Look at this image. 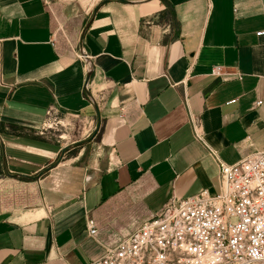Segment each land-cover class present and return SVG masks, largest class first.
<instances>
[{"label": "crops", "instance_id": "obj_1", "mask_svg": "<svg viewBox=\"0 0 264 264\" xmlns=\"http://www.w3.org/2000/svg\"><path fill=\"white\" fill-rule=\"evenodd\" d=\"M263 29L264 0H0V180L25 183L0 201V264H90L172 197L219 190L207 145L229 164L264 150ZM96 104L93 151L31 178L66 145L47 116L88 133Z\"/></svg>", "mask_w": 264, "mask_h": 264}, {"label": "built area", "instance_id": "obj_2", "mask_svg": "<svg viewBox=\"0 0 264 264\" xmlns=\"http://www.w3.org/2000/svg\"><path fill=\"white\" fill-rule=\"evenodd\" d=\"M211 72L227 74L222 65ZM191 121L195 138L207 145L202 120ZM207 147L219 167V190L172 197L90 264H264V150L229 164ZM89 230L97 232L93 224Z\"/></svg>", "mask_w": 264, "mask_h": 264}, {"label": "rangeland", "instance_id": "obj_3", "mask_svg": "<svg viewBox=\"0 0 264 264\" xmlns=\"http://www.w3.org/2000/svg\"><path fill=\"white\" fill-rule=\"evenodd\" d=\"M64 26V25H63ZM65 28V29H64ZM64 32L60 30V38L64 41V43L69 46L72 45L73 47L78 45V33L81 29L80 24H73L71 27V30L67 27H64ZM75 29V30H74ZM89 121L85 119L83 116H76V115H70V114H64L60 111L52 112L49 114L45 120L44 124V135L48 137L50 140L56 142L57 145L62 146L65 144H72L75 141H79L82 139H86L90 137L94 131V126L90 129L88 133H83V129L86 127V125H89ZM66 137V138H65ZM98 137L92 139L90 143H86L83 146H76L72 147L67 153L66 156H72L73 154H76L80 151L87 152L85 158L89 155L91 150L93 151V148L95 144L93 143L96 141ZM66 159H63V161ZM1 167V166H0ZM1 179V177H0ZM8 182H2L0 180V201H8L7 205L12 204L16 200H21L23 193L25 192V188H23L25 185L24 182H19L18 180H7ZM22 187V188H21ZM19 188L23 189L21 190L22 194H19L17 198L15 196H11V192L15 193L16 190ZM24 198H22L23 200Z\"/></svg>", "mask_w": 264, "mask_h": 264}, {"label": "water", "instance_id": "obj_4", "mask_svg": "<svg viewBox=\"0 0 264 264\" xmlns=\"http://www.w3.org/2000/svg\"><path fill=\"white\" fill-rule=\"evenodd\" d=\"M125 1H129V0H125ZM87 28L88 27H86V29ZM83 35H84V33L82 34V38H83ZM90 77H91V73H88L87 79H86V86L88 85V82H89ZM86 89H87V87H86ZM96 109H97V125H96L95 130L92 133V135L90 137L86 138V139H82V140H79V141H75L72 144H66L61 149L60 155H59L58 159L55 162H53L49 166L43 168L38 175L30 176L31 178H33V179L39 178L41 175H43L44 173H46L47 171H49L51 168L57 166L61 162L62 158L65 155V152L68 149H70L72 147H76V146H81V145L87 143L88 141L92 140L95 137V135L98 133V131H99L100 127H101V122H102L101 113H100V109H99L98 104H96ZM15 176H18V175H15ZM27 177H29V176H27Z\"/></svg>", "mask_w": 264, "mask_h": 264}, {"label": "trees", "instance_id": "obj_5", "mask_svg": "<svg viewBox=\"0 0 264 264\" xmlns=\"http://www.w3.org/2000/svg\"><path fill=\"white\" fill-rule=\"evenodd\" d=\"M86 154H87V152H85V154L83 155V157H82L83 159L85 158Z\"/></svg>", "mask_w": 264, "mask_h": 264}]
</instances>
